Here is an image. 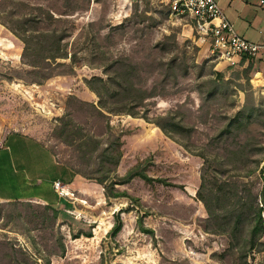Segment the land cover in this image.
Wrapping results in <instances>:
<instances>
[{
    "label": "rangeland",
    "instance_id": "1",
    "mask_svg": "<svg viewBox=\"0 0 264 264\" xmlns=\"http://www.w3.org/2000/svg\"><path fill=\"white\" fill-rule=\"evenodd\" d=\"M25 1L54 12L59 19L42 25L66 30L68 50L80 59L73 74L32 82L25 43L10 30L21 56L0 67V122L35 133L70 169L91 145L83 144L88 135L62 133L63 119L71 120L73 132L82 127L98 137L119 133L123 157L117 173L125 175L139 164L151 179L137 175L116 185L130 196L108 197L102 183L80 174L83 188L51 204L59 209L56 216L36 200L0 202V264H264V228L254 247L246 241L259 212L264 224V71L257 59L224 66L209 52L196 51L195 34L183 31L190 20L171 16L166 0ZM8 7L23 10L17 3ZM169 34L176 35L175 51L185 52L187 63L204 66L164 86L162 76L144 70L145 86L160 92L148 105L152 117L175 110L193 126L192 150L143 117L101 116L95 107L99 96L88 85L95 75L108 77L109 64L119 57L143 63L168 59L155 44ZM216 72L229 81L228 93L206 99L211 85L205 80ZM239 85L259 103V114L241 129L220 134L246 101ZM242 144L240 158L235 151ZM27 145L29 165H39L38 144L28 140ZM116 212L122 217L117 231ZM235 219L237 236L230 228Z\"/></svg>",
    "mask_w": 264,
    "mask_h": 264
},
{
    "label": "trees",
    "instance_id": "2",
    "mask_svg": "<svg viewBox=\"0 0 264 264\" xmlns=\"http://www.w3.org/2000/svg\"><path fill=\"white\" fill-rule=\"evenodd\" d=\"M12 3H17L23 7L22 11L15 7H8ZM133 18L130 17V19ZM59 18L55 16L50 9L44 8L43 5H32L25 0H0V22L8 27L25 43L23 58L24 62L30 65V73H35L32 82L43 83L45 80L58 74H73L76 72V63L80 55L73 51L70 52L65 42L67 36L66 30L60 29L53 25L44 27L42 23H53ZM172 42L170 43V41ZM155 47L163 52L170 54L166 60L162 58H153L152 61L139 62L125 56L113 60L109 66L112 69L108 77L104 78L99 75L93 76L88 80L89 87L99 96V105L96 106L98 114L109 117L111 114L128 113L133 116L143 117L149 122L156 123L167 135L175 138L187 149L191 147V133L193 126L187 124L183 117H179L175 110H170L156 116H151L152 107H149L150 100L160 94L157 87L149 89L145 86L143 71L150 69L152 74L162 76V84H168L170 81L177 83L180 77L188 76L191 69L196 66L202 68L204 63H187L185 52L180 55L175 50L180 48L176 35H166L164 39L158 41ZM196 51L200 49L198 45L193 46ZM176 52V53H175ZM69 59V61L61 59ZM253 62L250 63V67ZM215 77H208L206 83L211 87L207 90L206 99H210L216 94H227L229 81L225 79L221 72H216ZM200 76H203L201 73ZM203 92L206 90L199 83ZM244 91L241 85H239ZM246 101L236 114L228 121L227 125L221 130L220 134L233 132L234 129H241L247 119L254 114H259V103L251 98L250 93L246 91ZM141 110V111H140ZM108 112V113H107ZM64 124L61 132L68 135H88L83 144L91 145L89 150H83L79 165L70 164V167L78 174L89 179H95L102 183L105 188V194L108 197L130 196L126 191H120L116 185L118 183L129 182L137 175L145 179L151 177L141 169L137 164L129 169L125 175L117 173V167L123 157L121 134L110 132L109 137H98L95 134L84 133L82 127L79 130L72 131L69 128L71 123L63 119ZM111 127L110 123L108 124ZM180 134L182 137H176ZM73 142V140H68ZM81 144H79L80 146ZM245 144H242L235 153L240 158L243 156ZM201 154V153H200ZM203 198V197H202ZM205 200V198H203ZM54 210L55 216L59 213L57 206L47 204ZM239 209L238 207L236 210ZM116 215L115 230H119L122 225V217L119 213ZM254 227L251 231L247 243L254 247L258 242V232L263 230V218L261 212L258 213ZM231 230L237 236L239 231V221L231 225ZM122 264V263H116Z\"/></svg>",
    "mask_w": 264,
    "mask_h": 264
},
{
    "label": "crops",
    "instance_id": "3",
    "mask_svg": "<svg viewBox=\"0 0 264 264\" xmlns=\"http://www.w3.org/2000/svg\"><path fill=\"white\" fill-rule=\"evenodd\" d=\"M216 1L242 35L252 40L264 41V0ZM185 25V33L195 34L190 22ZM16 38L0 22V67L4 62L16 63L19 60L21 47ZM199 47L200 53L209 52L207 44H199ZM256 61L261 71H264V58ZM219 65L225 66V62H220ZM258 73L262 74L260 71ZM32 135L36 134L17 126L6 128L0 122V202L36 200L55 205L63 202L54 185L56 180H60L68 190H77L83 185V181L79 179L82 177L80 174L60 162L47 145ZM28 140H34L38 144L37 150L41 158L39 165H29L26 159ZM13 145L17 146L16 152ZM30 172L34 173V178H31Z\"/></svg>",
    "mask_w": 264,
    "mask_h": 264
},
{
    "label": "built area",
    "instance_id": "4",
    "mask_svg": "<svg viewBox=\"0 0 264 264\" xmlns=\"http://www.w3.org/2000/svg\"><path fill=\"white\" fill-rule=\"evenodd\" d=\"M171 16L188 18L194 27L196 42L207 44L209 56L229 65L246 64L264 58V41L242 35L216 0H166ZM57 192L70 196L60 180ZM73 193V191H71Z\"/></svg>",
    "mask_w": 264,
    "mask_h": 264
},
{
    "label": "bare ground",
    "instance_id": "5",
    "mask_svg": "<svg viewBox=\"0 0 264 264\" xmlns=\"http://www.w3.org/2000/svg\"><path fill=\"white\" fill-rule=\"evenodd\" d=\"M68 193L71 194V191H69Z\"/></svg>",
    "mask_w": 264,
    "mask_h": 264
}]
</instances>
